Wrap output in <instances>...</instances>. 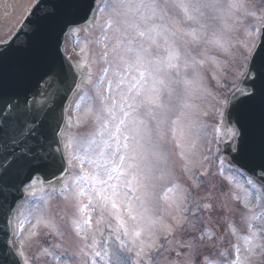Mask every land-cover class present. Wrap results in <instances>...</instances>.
<instances>
[{"label":"snow or ice","instance_id":"snow-or-ice-1","mask_svg":"<svg viewBox=\"0 0 264 264\" xmlns=\"http://www.w3.org/2000/svg\"><path fill=\"white\" fill-rule=\"evenodd\" d=\"M34 7L21 25L31 21ZM250 16L258 26L246 23ZM40 19L48 22L43 38L50 44L59 33L95 29L99 52L80 47L78 72L53 68L31 100L6 101L0 109V207L6 217L12 211L8 197L18 189L8 177L20 171L30 177L25 191L36 201L25 202L14 218L17 239L25 224L29 237L42 228L44 236L62 240L70 229L71 250L60 243L42 250L51 264H156L153 253L164 251L167 264H252L257 252L264 257V16L247 0H50ZM210 72L221 87L231 77L232 93L211 91ZM73 85L82 93L73 108L77 126L91 128L64 137L56 100ZM208 96L220 104L214 109L221 121L215 127L220 174L227 171L230 184L248 176L246 186L235 184L242 195L233 193L246 209L244 235L226 203H214L211 194L191 201L177 175L179 165L194 189L202 184L191 173L200 163L207 130L201 104ZM245 126L258 128V137L246 138ZM257 157L245 171L242 161ZM38 179L41 192L52 186L48 196H36ZM55 195L71 209L59 220L47 209ZM221 217L236 238L234 251L204 254L215 233L202 225L219 228ZM9 226L11 220L6 233ZM17 256L30 264L23 241L15 254L5 248L0 264H17Z\"/></svg>","mask_w":264,"mask_h":264},{"label":"rangeland","instance_id":"rangeland-1","mask_svg":"<svg viewBox=\"0 0 264 264\" xmlns=\"http://www.w3.org/2000/svg\"><path fill=\"white\" fill-rule=\"evenodd\" d=\"M248 6L250 9L256 11L261 16L264 14V0H247ZM246 23L251 26H258L259 21L256 17H246ZM97 32L93 29L90 33H86L83 29H81L76 35H72L71 33L68 34L69 37H72V46L73 47H66L67 53L72 58L75 63V67L78 70V65L81 63L82 59H84V54L79 52V48L86 45V51L89 53H98L99 48L94 43ZM224 59L223 57L221 58ZM227 72V68L225 69ZM212 73L208 74L209 80V87L210 90L216 93L217 96L225 97L230 89L234 86L231 82V77H226L221 80L222 87L217 85L215 80H212ZM81 90H78L77 93L74 95L72 101L68 105V109L66 111V121L62 129V136H80L87 134L90 131L91 125L87 123H81L77 126L76 122V115L74 113L73 107L75 106V101L77 98L79 99L81 95ZM220 104L214 99L212 96H208L205 98L204 102L201 104L202 112H206L207 115H202L200 119L205 123L207 126V130L205 133H202L201 141H200V163L196 165L194 170L192 171L191 175L193 178L199 177L202 181V184L199 189H194L192 187V180L188 179L182 172L179 171V165L177 166V175L180 177V182L187 187L191 191L190 200L195 202H200L201 198L206 197L207 195L211 194L213 198V202H223L228 205L230 209H232V213L230 214V218L234 217L235 227L237 228L238 232L242 235L247 234L245 225H243L241 221V217L245 214L246 209L243 208L242 203L239 200L233 199V193L235 192L237 195H242L238 189L235 188V184H244L246 186V180L248 176H234V183L230 184L228 180L229 173L226 171L225 174L222 176L219 171V158L221 157L220 153L216 152L217 148V141H216V133L215 127L221 123L219 117L215 114L214 109L219 108ZM71 121V129L69 130L65 125ZM228 137L223 135V129L220 137V144L226 142ZM210 148V151H209ZM207 156L208 159L205 161L203 158ZM227 165V161H225ZM77 167V171H78ZM206 172L207 174L201 176V173ZM233 172L235 170L233 169ZM39 179L35 184L36 196H48L52 191V186L44 185V191L41 192V184ZM264 191V189H262ZM25 199L20 203L18 209L14 213L12 218V241L15 247V250L18 252L21 249V241H23V251L25 256L30 261V264H51L47 257L43 256L42 250L44 248L51 247L55 243H60L63 245V248H68L69 250L72 249L73 245L76 243V238L74 233L68 229L64 228V237L63 239H59L58 237H54L51 235L44 236V230L41 228L40 235L37 237H29L28 232L30 230L31 225L25 224V228L21 233L19 239H17L15 232H16V220L14 219L18 216L21 209L25 207V202L29 204L36 203L33 197L28 195L26 192ZM43 204V202H40ZM253 203L255 200L253 199ZM194 206V205H193ZM48 215L49 216H56L57 220H59L60 215L67 216L71 213V209L68 208L65 202L61 199L59 195L53 196L52 199L48 201L47 204ZM191 218V217H190ZM34 223V218L32 219ZM202 227H211L212 231L215 233L214 240L209 243L210 246L205 250L204 254H209L215 252L218 248L220 249H228L230 251H234L231 248V245L236 243V238L233 237L230 231L227 228V223L224 221L223 217H221V226L219 228L216 227L215 223L212 225H202ZM179 236V234H178ZM221 237L223 239L221 240ZM163 239V237H161ZM171 247L170 245H165V248ZM63 248L57 249V251H62ZM156 264H167V257L168 252L164 251L159 256H155L153 253ZM39 256V259L37 257ZM21 263L24 264L23 258L19 257ZM252 264H264V257L261 256L259 252H257L252 257Z\"/></svg>","mask_w":264,"mask_h":264},{"label":"water","instance_id":"water-1","mask_svg":"<svg viewBox=\"0 0 264 264\" xmlns=\"http://www.w3.org/2000/svg\"><path fill=\"white\" fill-rule=\"evenodd\" d=\"M49 3L50 0H34L30 7H34L35 4H39V7H34L31 21L21 25L22 20L29 11L28 9L10 35L0 40V109L4 107L6 101L16 100L24 104L26 101L31 100L33 94L39 91L43 80L47 78L46 73L53 68L62 70L64 73H67L69 68L73 73L78 72L74 62L64 50L68 34L59 33L56 40L51 44L43 38L48 22L40 19V17H42ZM34 28H36V31H33ZM53 47L58 49V53L53 51ZM233 89L228 95L232 93ZM76 90L75 85H73L71 90L67 93L62 92L60 98L56 100L58 109L64 110L61 129H63L66 121L68 103ZM36 99L41 100L38 96ZM41 102L43 101L41 100ZM42 131L45 130L42 129ZM258 135V128L245 126L246 138L250 136L258 137ZM242 163L245 171H248L259 163V159L257 157L252 161H242ZM8 181L10 184H14L18 191H13L12 195L8 197L12 211L8 213L7 217L4 209L0 207V253L5 248H10L12 253L15 254L17 251L12 243V226L7 228V233L5 229L9 220L12 219L15 205L24 197L23 188L30 182V177L24 171H20L10 175ZM257 183L259 182L257 181ZM0 204H3L2 198H0ZM6 241L10 243H6ZM16 260L17 264H22L19 256L16 257Z\"/></svg>","mask_w":264,"mask_h":264},{"label":"bare ground","instance_id":"bare-ground-1","mask_svg":"<svg viewBox=\"0 0 264 264\" xmlns=\"http://www.w3.org/2000/svg\"><path fill=\"white\" fill-rule=\"evenodd\" d=\"M34 0H0V40L15 29Z\"/></svg>","mask_w":264,"mask_h":264}]
</instances>
